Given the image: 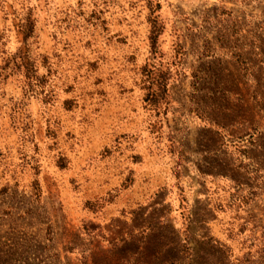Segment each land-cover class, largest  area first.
Returning a JSON list of instances; mask_svg holds the SVG:
<instances>
[{"label": "rangeland", "instance_id": "374dc122", "mask_svg": "<svg viewBox=\"0 0 264 264\" xmlns=\"http://www.w3.org/2000/svg\"><path fill=\"white\" fill-rule=\"evenodd\" d=\"M0 264H264V0H0Z\"/></svg>", "mask_w": 264, "mask_h": 264}]
</instances>
